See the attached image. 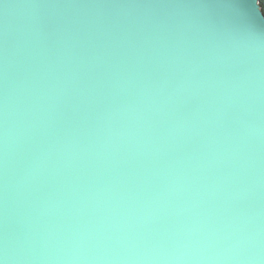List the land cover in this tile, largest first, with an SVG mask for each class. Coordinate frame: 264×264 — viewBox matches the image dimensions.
<instances>
[{"label": "clouds", "instance_id": "obj_1", "mask_svg": "<svg viewBox=\"0 0 264 264\" xmlns=\"http://www.w3.org/2000/svg\"><path fill=\"white\" fill-rule=\"evenodd\" d=\"M226 0H0V264H264V26Z\"/></svg>", "mask_w": 264, "mask_h": 264}, {"label": "water", "instance_id": "obj_2", "mask_svg": "<svg viewBox=\"0 0 264 264\" xmlns=\"http://www.w3.org/2000/svg\"><path fill=\"white\" fill-rule=\"evenodd\" d=\"M221 11L247 23L264 26V13L259 0H226Z\"/></svg>", "mask_w": 264, "mask_h": 264}, {"label": "trees", "instance_id": "obj_3", "mask_svg": "<svg viewBox=\"0 0 264 264\" xmlns=\"http://www.w3.org/2000/svg\"><path fill=\"white\" fill-rule=\"evenodd\" d=\"M259 3H260V5H262V10H263V12H264V0H259Z\"/></svg>", "mask_w": 264, "mask_h": 264}, {"label": "bare ground", "instance_id": "obj_4", "mask_svg": "<svg viewBox=\"0 0 264 264\" xmlns=\"http://www.w3.org/2000/svg\"><path fill=\"white\" fill-rule=\"evenodd\" d=\"M260 4V3H259ZM261 7H262V5H260ZM261 10H262V8H261ZM263 11V10H262ZM264 13V12H263Z\"/></svg>", "mask_w": 264, "mask_h": 264}]
</instances>
